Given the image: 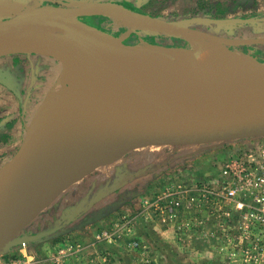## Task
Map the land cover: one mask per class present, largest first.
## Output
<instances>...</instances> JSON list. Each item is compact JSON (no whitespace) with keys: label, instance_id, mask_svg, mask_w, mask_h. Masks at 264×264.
I'll return each instance as SVG.
<instances>
[{"label":"rangeland","instance_id":"1","mask_svg":"<svg viewBox=\"0 0 264 264\" xmlns=\"http://www.w3.org/2000/svg\"><path fill=\"white\" fill-rule=\"evenodd\" d=\"M91 2L98 1L33 0L22 8L46 4L79 7ZM110 3L134 10L139 16L152 15L181 23L189 18H204L200 22L184 23L196 30L189 34V39L182 34L151 29H137L127 34L132 26L127 11L86 14L94 25L125 36L127 43L150 53L158 48H174L176 52L170 56L160 54L179 60L187 56L186 50L195 47L192 37L202 46L210 45L208 39L215 35L230 49L254 56L264 64V0H117ZM224 9L227 11L220 12ZM250 17L256 20L226 24L210 20ZM15 55L0 56V132L7 131L6 123H12L9 141L5 143L0 138V173L19 152L25 129L35 112L60 96L61 101L70 88L63 75L72 70L60 60L39 52ZM245 141L249 140L205 144L200 146L201 152L190 157H185L186 152L182 155L173 151L174 148L171 152L165 146H150L133 149L101 165L78 182L64 186L26 224L19 225L13 237H26L29 241L0 250V264L252 263V258L241 253V246L235 240L223 238L219 214L213 204H206L203 198L199 200L202 194L195 191L193 194L198 197L195 206L189 209L186 201L189 186L217 176L226 157ZM60 147L58 154L71 151ZM62 158L68 165L72 162L71 156ZM31 160L35 161L34 154ZM179 186V191L184 193H176ZM177 198L182 199L184 206L172 212L170 206ZM72 217L76 219L56 233L30 240L32 235ZM237 248L240 250L235 253ZM254 259L257 264H264V252Z\"/></svg>","mask_w":264,"mask_h":264},{"label":"water","instance_id":"2","mask_svg":"<svg viewBox=\"0 0 264 264\" xmlns=\"http://www.w3.org/2000/svg\"><path fill=\"white\" fill-rule=\"evenodd\" d=\"M116 10L127 11L132 20V26L127 34L137 29H151L182 34L190 39L189 34L196 30L184 23L204 20L203 17H194L181 23L152 15L139 16L134 10L108 1L79 7L35 6L9 19L0 20V56L39 52L60 60L66 68L69 67L76 73H80L79 69L89 73H80V76L84 80L87 96L91 98L88 111L92 113L90 116L77 115L76 119L67 123V116L73 112L68 107L56 110V104L61 97L39 108L25 129L19 152L0 173V200L15 183L22 182L25 173L32 166L31 161L24 163L30 147L35 152L39 149H53L57 145L70 148H76L78 145L87 149L95 148L97 156L106 141L120 138L127 141L123 155L133 149L163 145L171 152L174 148L173 151L183 153L182 155L186 152L185 157H190L201 152L200 146L205 144H225L234 140L243 141L264 136V95L258 102L244 101L234 105L228 102L220 108L215 106L192 108L176 103L158 104L142 96L129 74L131 72L133 77L136 76L137 64L132 62L136 51L143 52L140 53V57L145 62H150V52L141 46L127 43L125 36L114 34L83 19L86 14H108ZM210 20L226 24L253 22L256 19L250 17ZM213 37L219 38L215 35L210 38ZM193 48L185 52L188 53ZM154 52L162 55L167 53V56H170L176 49L165 47ZM121 61L130 62L129 71H125ZM261 65L264 69V64ZM263 76L264 73L262 77H247L244 82L257 85L264 81ZM96 94L104 98L103 102L109 114L105 117L100 116L98 125L93 126L92 110H95V105L92 100ZM41 116L44 117V121L40 134L36 137L30 135L35 120ZM96 127L102 130L99 138L97 137L99 133L93 132ZM103 164L105 163L98 161L93 163L79 177L68 181L67 185L80 180ZM75 166L74 162H71L68 168ZM62 189L60 188V191ZM15 206V202L10 200L7 205L10 214L4 213V217L0 219V250L29 241L26 237H13L23 215L16 212ZM43 206L41 205L37 211ZM71 219L52 229L32 235L30 240L36 241L56 233L76 217Z\"/></svg>","mask_w":264,"mask_h":264},{"label":"bare ground","instance_id":"3","mask_svg":"<svg viewBox=\"0 0 264 264\" xmlns=\"http://www.w3.org/2000/svg\"><path fill=\"white\" fill-rule=\"evenodd\" d=\"M192 38L195 47L185 54L186 57L179 60L152 52L149 53L150 62H145L140 57V53L143 52L136 51V56L132 60L133 64H137L136 76L133 77L131 72L129 76L142 96L158 104L176 103L192 108L208 106L220 108L228 102L234 105L244 101L258 102L262 99L264 81H260L257 85L244 82L247 77H262L264 69L257 59L230 49L216 37L208 39L210 45L202 46L198 45L196 38ZM121 63L124 64L125 71H129L130 62L121 61ZM79 72L88 73L82 69H79ZM80 73L67 70L63 75L64 81L69 83L70 88L62 100L56 104V110L65 107L72 110L73 113L67 116V123L76 119L77 115L90 116L92 114L88 111L91 98L87 96L84 80L79 76ZM103 99L96 94L92 100L95 105V110H92L93 126L98 125L100 116L105 117L109 114ZM89 120L92 119L89 118ZM43 121L44 117H37L30 135L36 137L40 134ZM93 132L99 133L98 138L102 134L99 127L93 129ZM126 146L127 141L120 138L110 142L106 141L96 156L95 148L87 149L78 145L76 148L66 147L71 151L63 150L64 153L58 154L61 147L57 145L53 149L37 150L35 161L31 160L34 151L30 147L27 151L28 158L24 163L31 161L33 165L25 173L22 182L15 183L2 196L0 219L4 217V213L10 214L7 205L10 200H13L16 204V212L23 214L20 225L26 224L41 205L48 204L52 200L60 191L61 185L79 177L97 161L108 163L116 160L123 155ZM67 156H71L72 162L76 165L74 168H68L66 159L63 160L62 157Z\"/></svg>","mask_w":264,"mask_h":264},{"label":"built area","instance_id":"4","mask_svg":"<svg viewBox=\"0 0 264 264\" xmlns=\"http://www.w3.org/2000/svg\"><path fill=\"white\" fill-rule=\"evenodd\" d=\"M248 140L226 157L217 176L189 186L186 201L190 209L198 198L193 191L202 194L199 200L203 198L206 204H213L219 214L223 238L235 240L241 246V253L252 258L248 264H257L254 258L264 252V136ZM179 188L176 193H184ZM181 201L175 199L170 206L172 212L184 206ZM211 235L216 238V234Z\"/></svg>","mask_w":264,"mask_h":264},{"label":"crops","instance_id":"5","mask_svg":"<svg viewBox=\"0 0 264 264\" xmlns=\"http://www.w3.org/2000/svg\"><path fill=\"white\" fill-rule=\"evenodd\" d=\"M33 0H0V10H5V9H9L8 11H1L0 12V20H5V19H9L11 17L16 16L17 14H19L20 12L24 11L25 9L22 8L23 6H25L26 2H32ZM93 1V0H92ZM98 2L102 0H97ZM110 1V0H109ZM111 1H117V0H111ZM110 1V2H111ZM129 1H133V0H129ZM91 3H95V2H91ZM34 117V116H33ZM33 119V118H32ZM32 121V120H31ZM30 121V122H31ZM163 146V145H161ZM160 146V147H161ZM37 151V150H36ZM35 151V152H36ZM34 152V155H35ZM37 165V162L35 163ZM33 165V164H32ZM79 181V180H78ZM77 181V182H78ZM68 182L64 183L63 185H61V188H63L64 186L67 185ZM73 184V183H72ZM69 186V185H68ZM64 189V188H63ZM62 191V190H61ZM55 198V197H53ZM52 198V199H53Z\"/></svg>","mask_w":264,"mask_h":264},{"label":"trees","instance_id":"6","mask_svg":"<svg viewBox=\"0 0 264 264\" xmlns=\"http://www.w3.org/2000/svg\"><path fill=\"white\" fill-rule=\"evenodd\" d=\"M226 9L224 10H221L220 12H223L225 11ZM228 10H230L228 8ZM227 11V10H226ZM16 56V55H15ZM6 128H7V131L5 132H0V138L5 142L7 143L9 141V138H11V128H12V123L9 121L8 123H6Z\"/></svg>","mask_w":264,"mask_h":264},{"label":"flooded vegetation","instance_id":"7","mask_svg":"<svg viewBox=\"0 0 264 264\" xmlns=\"http://www.w3.org/2000/svg\"><path fill=\"white\" fill-rule=\"evenodd\" d=\"M46 5H56V6H61V5H58V4H46ZM64 7V6H63ZM251 18H253V17H251ZM83 19L85 20V21H87L88 23H90V24H93L92 23V21H90L89 19H90V17H86V15L83 17ZM94 25V24H93ZM97 26V25H96ZM16 55H18V54H16Z\"/></svg>","mask_w":264,"mask_h":264}]
</instances>
